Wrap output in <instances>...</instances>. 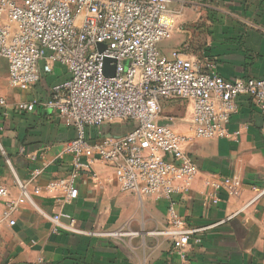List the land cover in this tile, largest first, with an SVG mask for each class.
I'll return each mask as SVG.
<instances>
[{"label":"crops","instance_id":"1","mask_svg":"<svg viewBox=\"0 0 264 264\" xmlns=\"http://www.w3.org/2000/svg\"><path fill=\"white\" fill-rule=\"evenodd\" d=\"M0 22L8 23L7 17ZM160 23L172 33L159 43L162 55L179 49L211 60L228 80L264 77V0H171ZM67 77L66 69L55 64L31 87H12L8 61L0 56V98L6 100L0 104V186L9 190V199L17 198L19 183L42 171L27 185L32 203L23 201L16 224H0V264H181L172 236L163 232L169 202L124 191L110 163L95 159L91 170L80 172L75 199L47 191L52 180L73 169L64 147L76 131L43 105L52 85ZM31 101L38 102L33 111L16 108ZM182 102L185 108L172 116V125L191 135L192 104ZM238 104L230 137L197 138L184 145L199 168L190 189L174 196L179 214L195 229L186 247L188 264H264V115L250 96H240ZM133 125L89 128L88 136L95 141L98 131L122 134ZM3 205L0 197V215ZM61 212L75 219V231L66 228L67 219L61 225L52 221Z\"/></svg>","mask_w":264,"mask_h":264},{"label":"built area","instance_id":"2","mask_svg":"<svg viewBox=\"0 0 264 264\" xmlns=\"http://www.w3.org/2000/svg\"><path fill=\"white\" fill-rule=\"evenodd\" d=\"M170 1L0 0V18L8 19L0 22V56L8 61L10 85L20 89L38 83L55 64L67 71L68 77L52 85L43 105L76 131L64 147L73 169L67 177L52 180L47 191H62L67 200L75 199L80 172L91 170L95 159L110 163L124 191L169 202V225L163 232L172 236L181 264H188L186 247L195 229L179 214L174 196L190 189L199 168L184 145L197 138L230 137L240 96H250L264 115V77L228 80L211 60L179 49L169 57L162 55L159 43L172 33L160 19ZM106 58L114 60L113 76L104 73ZM173 100L192 104L191 135L177 132L173 117L164 112V103ZM5 103L0 98V104ZM37 103L19 102L16 108L33 111ZM116 122L134 125L122 134L98 131L97 140L89 138V128ZM41 172L35 170L27 183H19L17 198L9 199V190L0 186V224H16L14 215L23 201L32 203L27 185ZM225 182L233 185L230 179ZM40 191L34 189L35 194ZM63 219L69 221L66 228L76 230L70 213L52 217L56 225Z\"/></svg>","mask_w":264,"mask_h":264},{"label":"rangeland","instance_id":"3","mask_svg":"<svg viewBox=\"0 0 264 264\" xmlns=\"http://www.w3.org/2000/svg\"><path fill=\"white\" fill-rule=\"evenodd\" d=\"M179 101V100H176ZM177 104H180L177 106ZM185 108V104L180 100L178 103L177 102H165L163 105L164 112L169 115V116H179L180 111H182Z\"/></svg>","mask_w":264,"mask_h":264},{"label":"water","instance_id":"4","mask_svg":"<svg viewBox=\"0 0 264 264\" xmlns=\"http://www.w3.org/2000/svg\"><path fill=\"white\" fill-rule=\"evenodd\" d=\"M99 46H100L101 51L104 50V48H105L104 44H101ZM104 73L106 76H113L115 74V64H114L113 59H110V58L105 59ZM160 123L165 124V121H161Z\"/></svg>","mask_w":264,"mask_h":264}]
</instances>
